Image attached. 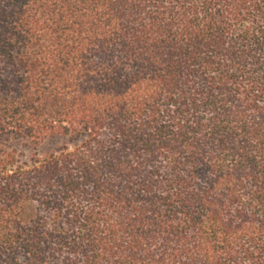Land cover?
<instances>
[{"label": "trees", "instance_id": "obj_1", "mask_svg": "<svg viewBox=\"0 0 264 264\" xmlns=\"http://www.w3.org/2000/svg\"><path fill=\"white\" fill-rule=\"evenodd\" d=\"M0 264H264V0H0Z\"/></svg>", "mask_w": 264, "mask_h": 264}, {"label": "rangeland", "instance_id": "obj_2", "mask_svg": "<svg viewBox=\"0 0 264 264\" xmlns=\"http://www.w3.org/2000/svg\"><path fill=\"white\" fill-rule=\"evenodd\" d=\"M81 143V139L75 136H54L46 139L38 148L35 150L34 147L21 146L19 150L26 155V157H32L34 154L45 156L51 153L58 152L65 147L74 149Z\"/></svg>", "mask_w": 264, "mask_h": 264}]
</instances>
